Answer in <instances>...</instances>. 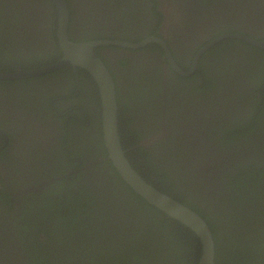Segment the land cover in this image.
I'll return each instance as SVG.
<instances>
[{"label": "flooded vegetation", "instance_id": "flooded-vegetation-1", "mask_svg": "<svg viewBox=\"0 0 264 264\" xmlns=\"http://www.w3.org/2000/svg\"><path fill=\"white\" fill-rule=\"evenodd\" d=\"M68 1L72 41L139 43L157 37L166 42L184 72H189L196 57L222 36L264 42V0H190L189 4L187 0ZM15 6L0 8V41L9 46L4 49L14 63L3 70L25 73L59 62L64 54L55 18L50 16L56 10L54 4L50 0H17ZM249 47L260 53H253ZM95 51L116 85L123 150L135 163L143 161L142 166L155 164L171 170L166 188L175 189L177 197L199 204L208 213L223 208L221 198L212 201L198 195L193 177L187 175L192 171L191 165L187 159L181 162L176 140L181 135L195 143L198 140L199 129L189 130L186 124L205 125L203 134L215 135L218 150L228 153L221 157H234L236 163L250 171L264 165V79L251 76L256 68L264 76V49L241 39H224L200 56L197 70L188 77L174 70L166 51L158 44L139 49L103 46ZM258 112L262 113L260 126L257 123L255 128L252 124ZM221 129H237V133L231 132L234 139L226 143L220 140ZM182 142L191 145L186 139ZM165 154L166 158H174L164 161ZM63 157L66 163L62 166L59 158ZM54 161L57 162L53 164ZM108 161L101 94L88 71L70 65L38 77L0 80V193L5 194L7 189L16 199L15 205L0 199V264H17L16 256L20 257L18 264H30L28 252L42 264V208L35 197L62 180L66 182L58 184L61 188L71 185L81 191L82 197L96 175L95 163H106L104 166L110 170L108 181L123 184ZM172 162L175 166H171ZM183 174L186 183L182 182ZM22 188L26 189L22 192ZM109 189L107 193L102 190L104 198L119 193L116 190L122 193L119 187ZM33 198L34 209L30 205ZM125 203L126 197L121 194L113 207ZM27 223L31 234L24 232ZM27 236L31 246L24 244ZM90 247L93 249V244ZM75 254V264L88 263L87 247Z\"/></svg>", "mask_w": 264, "mask_h": 264}, {"label": "trees", "instance_id": "trees-1", "mask_svg": "<svg viewBox=\"0 0 264 264\" xmlns=\"http://www.w3.org/2000/svg\"><path fill=\"white\" fill-rule=\"evenodd\" d=\"M16 1L0 0V8L13 9L16 7ZM187 2L189 4L190 0ZM23 4L22 2V6ZM55 11L50 16L53 15L54 26H57V12ZM14 12L16 14V11ZM3 42L5 41H0V62L2 61L3 64L0 66V73H16L17 69L3 70L7 64L14 65L9 61L10 56L6 55L8 53L4 49L9 46ZM250 50L255 54L260 53L256 49L250 48ZM20 66L25 67L26 65ZM25 70L26 68L23 69ZM260 73V68H256L252 70L251 76L264 79ZM261 115L260 112L256 113L255 122L253 121L254 124H252L255 128ZM186 125L189 130L193 127L199 129L198 140H195V143L186 135H181L180 140H176L179 144L181 162L183 163L182 159H187L191 165L192 171L187 175L193 177L192 182L196 185L194 187L198 195L208 196L212 201H216L217 197L221 198L220 204L223 208H214V214L208 213L199 204L177 197L175 189L166 188L168 186L166 181L170 179L168 173H171V170L155 164L142 166L143 161L135 163L127 156L130 164L148 183L196 211L205 219L212 230L216 244L215 264H264V249L261 248L264 246V165L260 164L251 171L245 167L242 168L239 162L236 163L234 157H221L228 153H221L218 150L219 141L216 140L215 135L203 134L202 127L205 129V125H201L200 122ZM216 126L219 127L220 124ZM179 127L174 130H178ZM232 130L221 129L220 140L226 143L232 141L234 138L231 132L236 134L237 129ZM184 139L188 140L191 145L182 142ZM121 140L123 141L122 136ZM184 148L188 151L181 150ZM182 154L186 155L182 157ZM163 157H165L162 158L164 161L171 159L166 158L167 154ZM56 162L54 161L53 164ZM65 163L64 157L59 158L60 165L63 166ZM104 165L106 163L94 164L93 170L96 175L91 178L92 184H88L90 190L87 193L84 192L82 197H80L81 191L77 189L75 191L71 185L65 188L58 185L65 183V180L54 183L52 187L43 191L42 195L35 197L36 201L37 198L41 201L38 206L42 208V264H62V262L65 264L66 259L68 262L66 264H75V251L78 250L79 254L86 247L90 257L87 264L90 261L92 264H101L103 261L104 264H198L202 254L201 241L198 236L179 222L172 221L157 208L148 205L123 181L111 161H108V166L123 184L108 181L110 170ZM171 166L175 164L172 162ZM145 168L153 170L146 171ZM97 172L100 174L98 175ZM183 179L184 183L185 174H183ZM171 183L174 184V181ZM109 186L121 188L122 193L116 190L119 193H111L104 198L102 190L107 193L111 189ZM26 188H22V192ZM4 191L5 194L0 193V199L3 202L6 200L10 205H15L16 199H12L7 189ZM121 194L126 197L127 203L113 207ZM235 196H238L237 200H234ZM35 198L28 200L33 209ZM229 201L231 202L228 203ZM132 213L135 216H132ZM151 223L161 230L156 231L157 228L154 229ZM171 224L174 227L168 228ZM24 232L32 233L29 223L24 226ZM166 240L169 241L167 244L170 248L167 247ZM24 244L32 245L28 241V236ZM91 244H93V249L90 247ZM223 255L226 256L225 261ZM27 256L30 258V264H39L29 252ZM19 260L20 257L16 256L17 264Z\"/></svg>", "mask_w": 264, "mask_h": 264}, {"label": "water", "instance_id": "water-1", "mask_svg": "<svg viewBox=\"0 0 264 264\" xmlns=\"http://www.w3.org/2000/svg\"><path fill=\"white\" fill-rule=\"evenodd\" d=\"M50 1L54 4L57 10V38L64 54L63 58L47 68L32 72L0 73V80H21L38 77L61 70L70 65L88 71L95 78L100 90L104 140L109 153V159L112 161L114 167L121 175L122 179L135 191L136 194L168 217L193 231L198 236L202 246V254L198 264H215L216 244L212 230L205 219L196 211L148 183L130 164L126 153L123 150L120 138L116 85L110 71L98 56L95 49L103 46H119L129 49H139L148 44H158L166 51V56L174 70L182 76L188 77L197 70L200 56L207 49L224 39H241L262 49H264V42L235 35L222 36L214 40L196 57L195 64L189 72H184L175 63L166 42L157 37H149L139 43L121 41H93L88 43H78L72 41L69 36L71 22L69 1ZM166 24H168V21H166Z\"/></svg>", "mask_w": 264, "mask_h": 264}, {"label": "clouds", "instance_id": "clouds-1", "mask_svg": "<svg viewBox=\"0 0 264 264\" xmlns=\"http://www.w3.org/2000/svg\"><path fill=\"white\" fill-rule=\"evenodd\" d=\"M127 156V155H126Z\"/></svg>", "mask_w": 264, "mask_h": 264}]
</instances>
